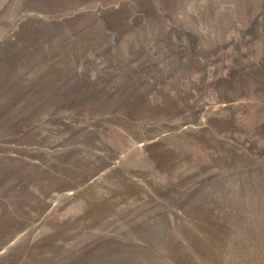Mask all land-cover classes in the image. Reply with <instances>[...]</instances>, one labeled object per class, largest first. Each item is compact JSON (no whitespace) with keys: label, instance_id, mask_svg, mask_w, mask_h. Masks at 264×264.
Masks as SVG:
<instances>
[{"label":"rangeland","instance_id":"1","mask_svg":"<svg viewBox=\"0 0 264 264\" xmlns=\"http://www.w3.org/2000/svg\"><path fill=\"white\" fill-rule=\"evenodd\" d=\"M0 264H264V0H0Z\"/></svg>","mask_w":264,"mask_h":264}]
</instances>
